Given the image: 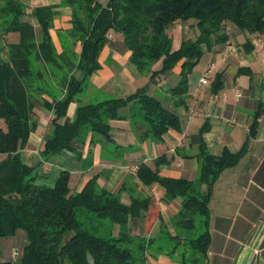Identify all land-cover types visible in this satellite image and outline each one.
Returning a JSON list of instances; mask_svg holds the SVG:
<instances>
[{
  "label": "trees",
  "instance_id": "trees-1",
  "mask_svg": "<svg viewBox=\"0 0 264 264\" xmlns=\"http://www.w3.org/2000/svg\"><path fill=\"white\" fill-rule=\"evenodd\" d=\"M64 3L72 8V15L70 27L62 30L59 51L51 33L59 14L56 5L31 10L21 0H0V238L13 236L19 229L26 231L28 242L20 264H147V242L127 232V227L131 217L141 216L149 207L150 197L131 195L132 202L126 204L119 192L98 183V175L76 191L70 185L69 170L60 173L54 186L37 182V168L28 165L22 153L39 124L36 109L44 107L53 113V134L40 150L45 158L64 150L78 152L89 132L91 145L104 140L113 143L110 121L121 118L123 108L133 110L138 105L143 112L147 125L141 135L144 138H160L170 128L180 129L179 115L151 95L146 86L127 96L84 100V80L100 68L99 56L111 35L121 36L131 51L130 61L150 74L153 82L161 81L179 65L180 80L170 94L180 104L186 101L189 75L205 49L227 42L229 24L250 33L264 32V0ZM190 19L196 21V36L185 35L174 49L172 26ZM13 32L19 34L17 41L9 39ZM75 70L84 71L85 78H77ZM72 102L78 106L69 118ZM256 131L257 121L238 152L226 149L215 155L203 143L197 179L161 175L159 165L166 161L165 156L156 159L155 169L144 163L138 166L136 175L142 183L162 185L167 201L181 198L174 218L177 234L170 236L173 242L169 247L174 246L166 251L172 254L179 245L186 246L179 253L182 264H208L213 186L223 170L235 166L245 155ZM81 209L120 224L122 233L97 234L78 218Z\"/></svg>",
  "mask_w": 264,
  "mask_h": 264
},
{
  "label": "crops",
  "instance_id": "crops-1",
  "mask_svg": "<svg viewBox=\"0 0 264 264\" xmlns=\"http://www.w3.org/2000/svg\"><path fill=\"white\" fill-rule=\"evenodd\" d=\"M21 1L31 10L41 5L57 6L59 14L51 33L61 51L62 30L70 27L72 8L64 0ZM192 22L172 26L174 49L189 35L187 28L195 24ZM226 34L227 42L205 50L189 75L186 101L180 104L170 94L180 80V66L161 81H151L150 74L130 61L131 51L119 34H112L101 51V66L95 73L85 78L84 71H74L77 78H85V101L127 96L146 86L151 95L161 99L181 120L180 129L170 128L160 138L141 136L147 125L137 105L133 110L123 108L122 117L110 121L113 143L104 140L91 145L89 132L78 152L64 150L45 158L40 150L53 134V113L44 107L36 109L39 124L22 153L24 161L37 168V182L54 186L60 173L69 170L70 185L76 191L98 175V183L109 191L119 192L126 204L132 202L131 195L150 197L149 207L128 223V231L148 244L147 264H182V258L159 248L169 247L173 242L170 236L177 234L174 218L181 207V198L167 201L162 185L142 183L136 175L138 166L144 163L155 169L156 159L165 156L166 161L159 165L161 175L197 179L200 146L204 143L215 155L226 149L238 152L255 121L256 135L250 139L247 152L235 166L223 170L211 192L208 264H264V32L250 33L229 24ZM9 39L17 41L19 34L13 32ZM204 75L209 82L201 85ZM160 90L165 92L164 99L158 95ZM77 106V102L69 105V118L74 117ZM94 219L104 229L103 235L112 231L117 236L122 230L105 218Z\"/></svg>",
  "mask_w": 264,
  "mask_h": 264
},
{
  "label": "rangeland",
  "instance_id": "rangeland-1",
  "mask_svg": "<svg viewBox=\"0 0 264 264\" xmlns=\"http://www.w3.org/2000/svg\"><path fill=\"white\" fill-rule=\"evenodd\" d=\"M188 21H190V22L193 21L194 23H196L195 19H190ZM178 23H181V22H178ZM187 29H188V32L187 33L190 36H193V37L196 36L197 30H196L195 24L192 25V26H189V28H187ZM190 32H193V34H191ZM164 94H165V92L163 90H160L158 92V95L161 98H163V99L165 98V95ZM78 218L85 223L84 226H87L89 228L91 227L92 230H94V232H96L97 234H102L103 232L105 233L104 229H102V226H97L98 224H97V222L94 219V214L93 213L87 212V211L81 209V210H79ZM105 220L110 223V221L108 219H105ZM114 224H118V223H114ZM118 225L121 227L120 224H118ZM103 228L108 229L105 226H103ZM201 230L202 229L200 228L199 231H198V233H196V234L198 235L201 232ZM127 232H129L128 231V227H127ZM111 233H112V231H111ZM106 234H108L107 231H106ZM185 234H188V233H185ZM27 242H28L27 241V235H26V231L24 229H19L17 231V233L15 235H13V236H6V237L0 238V249H1L0 261L6 260V261H10L11 264H20L22 255L24 253V248H25ZM174 244H176V243H174ZM173 246L172 247L163 246V248L165 250H168V249L169 250H172L173 249ZM185 248H186V246H180L179 245L177 247V251L174 252V253H172L173 256L180 257L181 258V255L179 253L182 252ZM65 264H69V262H66ZM199 264H201V263L199 262Z\"/></svg>",
  "mask_w": 264,
  "mask_h": 264
},
{
  "label": "built area",
  "instance_id": "built-area-1",
  "mask_svg": "<svg viewBox=\"0 0 264 264\" xmlns=\"http://www.w3.org/2000/svg\"><path fill=\"white\" fill-rule=\"evenodd\" d=\"M208 82H209V80H208V76H207V75H204V76L201 78V85H206Z\"/></svg>",
  "mask_w": 264,
  "mask_h": 264
}]
</instances>
